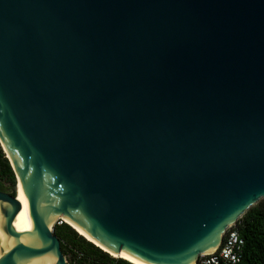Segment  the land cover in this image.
<instances>
[{
  "label": "water",
  "instance_id": "obj_1",
  "mask_svg": "<svg viewBox=\"0 0 264 264\" xmlns=\"http://www.w3.org/2000/svg\"><path fill=\"white\" fill-rule=\"evenodd\" d=\"M0 148V264H65L60 217L194 264L264 200V0H0Z\"/></svg>",
  "mask_w": 264,
  "mask_h": 264
},
{
  "label": "trees",
  "instance_id": "obj_2",
  "mask_svg": "<svg viewBox=\"0 0 264 264\" xmlns=\"http://www.w3.org/2000/svg\"><path fill=\"white\" fill-rule=\"evenodd\" d=\"M9 163L0 148V192L14 196L16 177ZM234 228L243 241L239 264H264V200L249 208ZM52 235L59 241L65 264H130L96 247L63 222L53 225Z\"/></svg>",
  "mask_w": 264,
  "mask_h": 264
},
{
  "label": "bare ground",
  "instance_id": "obj_3",
  "mask_svg": "<svg viewBox=\"0 0 264 264\" xmlns=\"http://www.w3.org/2000/svg\"><path fill=\"white\" fill-rule=\"evenodd\" d=\"M10 162V161H9ZM11 164V163H10ZM12 167V165H11ZM13 168V167H12ZM16 177V191H15V198L17 202L20 205V210L16 213L14 216L12 222H11V227L12 229L18 233L19 235V243L22 246L29 245L32 242V238L30 235V229H31V224L30 220L28 217V212H27V202H26V197L20 194L19 191V185H18V179L15 170L13 169ZM61 222L69 225L72 229H74L80 236H82L84 239L87 241L91 242L93 245L96 247L100 248L104 252H107L109 255L115 257V258H121L124 260H127L130 262V264H141L139 262L134 261L133 259L127 257L126 255L122 254L121 252H112L109 250H106L99 244H97L94 240H92L87 234H85L76 224H74L71 220H69L66 217H60L59 219ZM2 226V216L0 214V250L1 252L7 251V249L11 246V239L7 237L1 230ZM33 264H52L51 261L48 260H42L37 263Z\"/></svg>",
  "mask_w": 264,
  "mask_h": 264
},
{
  "label": "built area",
  "instance_id": "obj_4",
  "mask_svg": "<svg viewBox=\"0 0 264 264\" xmlns=\"http://www.w3.org/2000/svg\"><path fill=\"white\" fill-rule=\"evenodd\" d=\"M243 241L234 225L224 232L219 246L210 253L200 254L194 264H239Z\"/></svg>",
  "mask_w": 264,
  "mask_h": 264
},
{
  "label": "rangeland",
  "instance_id": "obj_5",
  "mask_svg": "<svg viewBox=\"0 0 264 264\" xmlns=\"http://www.w3.org/2000/svg\"><path fill=\"white\" fill-rule=\"evenodd\" d=\"M9 194V193H8Z\"/></svg>",
  "mask_w": 264,
  "mask_h": 264
}]
</instances>
